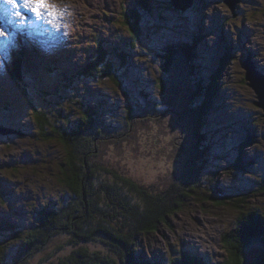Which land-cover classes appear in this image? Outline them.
Here are the masks:
<instances>
[{
    "label": "rangeland",
    "instance_id": "rangeland-1",
    "mask_svg": "<svg viewBox=\"0 0 264 264\" xmlns=\"http://www.w3.org/2000/svg\"><path fill=\"white\" fill-rule=\"evenodd\" d=\"M69 1L70 4L67 0L62 1L65 9L75 5L71 12L63 17L68 23L75 21L77 29L72 31L71 35L77 34V40L68 45V50L71 51L67 54L68 66L66 62L60 64L69 68L68 74L74 82L73 88L66 94L57 93L54 80H48L52 77L64 79L63 74L66 73L62 66L61 75L52 73L47 71L43 61L33 60L32 55H26L35 67H21L20 75L25 85L18 84L12 81V73L20 68L22 60L19 62L10 53V49L9 55H6L0 48V58L5 60L7 56L8 59L5 67L0 60V65H3L0 67V124L22 132L21 136L0 134V224L5 226L0 229V244L7 246V241L11 250L13 238H10L12 231L9 227L21 229L25 240L27 233L34 228L31 223L36 224L38 221L37 212L45 204L56 205L61 203L60 199L65 200L63 188L57 183L59 179L56 165L59 154L53 153L54 148L51 147L54 144H48L39 138L38 134L32 133L35 126L31 123L32 117L34 121V110L28 97H24V101L20 95L9 98L12 82L20 88L22 86L21 92L24 96L29 94L35 97L39 109L48 110L47 104H53L58 100V96L63 97L61 99L64 101L75 99L71 108L59 110L58 118L80 119L85 111L79 104L83 100L90 107L103 106L104 121H115L116 123H113L120 133L127 129L122 122L127 121L129 117L125 94L138 103L142 102L137 99L141 94L144 98L147 96L152 101L155 100L157 105L153 108L146 106L143 118L150 128L143 130L138 127L140 123L138 122V125L135 121L132 135L119 143L114 140L105 144L102 148L103 156L99 157L107 163L106 168L113 170L115 175L134 180L138 185H153L155 189L169 183L174 176L184 173L186 158L192 155L191 149L194 148L195 142L187 140L188 136L186 140L180 136L184 126H193L190 110L186 111V108L189 104L193 107L200 105L205 98L206 88L211 83L220 85L211 96L210 107L204 110L202 118L196 122L201 139L200 148L193 151L200 154V159L195 165L188 162L189 169L192 168L195 172H198V169L202 177L210 173V170L217 174L220 172L216 179L219 180L217 185L224 191L221 196L246 200L244 204L249 209L244 207L245 212L252 211L264 216V112L256 105V94L247 84L243 65L246 58H249L258 67L256 70L264 74V0H235L237 2L234 8L225 0H191L192 5L183 12L172 4L169 6L170 0H112L114 5L110 9L107 8L109 11L102 8L98 11L97 20L89 16L91 19L86 18L84 23L81 22L80 9L84 11L86 6L89 7L88 1ZM144 1L148 5H142ZM103 2L105 1L101 3ZM138 7L149 10L156 18L152 21L153 28L149 34L147 28L146 38L151 33L160 41H156L155 47L153 46L154 55L141 50L138 54H131L123 71L125 79L122 82L126 90H123V86L116 87L108 79H77L76 69L94 57V41L110 37L112 44L105 39L107 51L110 45H123L126 42L128 31L123 25L122 16L127 10ZM56 9L61 11L58 6ZM19 11L22 12L21 6ZM25 12L33 15L26 8ZM30 15L25 16L22 12L26 20L32 21ZM89 20L90 23L87 22ZM5 37L9 40L10 35L5 34ZM5 37H0V46L8 48V44L4 43ZM151 39L147 40L151 43ZM183 43L195 52V57L191 60L192 72L183 70L185 81L187 78L188 81L179 86L177 99L172 105H168L156 87L157 80L162 76L167 79L168 77L162 69V63L157 59L159 54L155 56V53L165 46H173L172 49L181 57L180 53H184L185 49L179 50L178 45ZM16 47L19 50L17 45ZM75 49L76 55L72 56L71 53ZM55 52L58 53L57 50ZM12 59L16 61L14 69L10 68ZM70 63L72 65H69ZM222 64L221 79L214 81L216 79H212V76ZM36 91L41 93V98L35 96ZM124 137L122 135V138ZM211 183H201L200 191H213V194H218ZM231 204L226 202L219 205L209 200L186 198L176 213L168 217L166 223H160L154 231L141 233L134 239L132 249L135 251V262L132 261V264H173L175 260L182 258V255H196L198 260L207 264L221 263L225 257L221 244L222 236L237 226L239 216ZM114 222L112 225H116ZM262 234L263 245H255L249 258L259 255L263 257L264 231ZM49 239L52 245L31 260V264H50L51 261H57L60 254L70 253L77 247L92 250L103 258L111 257L112 261L118 262L115 249L111 247L114 244L109 240L99 237L75 245L67 233ZM53 247L57 248L52 249ZM47 251L48 254L45 255Z\"/></svg>",
    "mask_w": 264,
    "mask_h": 264
},
{
    "label": "trees",
    "instance_id": "trees-1",
    "mask_svg": "<svg viewBox=\"0 0 264 264\" xmlns=\"http://www.w3.org/2000/svg\"><path fill=\"white\" fill-rule=\"evenodd\" d=\"M171 4L169 2V6H172ZM142 5L146 6L148 3L144 1ZM116 18L119 21L118 16ZM122 18L123 25L128 31L126 42L120 47L119 45L117 47L111 45L107 51L104 43L100 44V40L94 41L96 45L94 57L78 69L77 79L82 77L108 79L116 87L123 86V90H126L125 84L122 82L125 79L123 71L131 54H138L141 50L142 52L148 51L149 55H154L153 46L155 47V43L160 40L151 33L146 38V30L148 28L149 34L150 29L153 28L152 21L156 19L155 16L149 10H144V7L141 9L138 7L127 10ZM148 38H153L151 43L147 40ZM198 38L199 36L195 38V43ZM172 47L165 46V48L159 49L157 54L155 53V56L159 54L157 59L162 63V69L168 77L167 79L162 76L160 80H157L156 87L168 105H172L177 99L176 96L178 92L180 93L179 86L188 81V78L185 81L183 70L192 72L191 60L195 57V52L193 53L187 44L178 45L179 50L185 49V51L182 50L184 53H180L182 58ZM223 65L212 76V79H216L214 81L221 79L220 74ZM20 68L15 69V72L12 73L16 83L23 82ZM47 71L58 74V70L53 66L47 67ZM63 77L64 79L52 77L48 80H54V88L57 93L64 92L63 94H66L68 90L73 88L74 82L66 74ZM217 86L220 85L211 83L206 88L205 98L201 104L194 105V107L189 104L186 108V111L190 110L189 114L192 116V124L195 127L182 126L184 130L180 136L183 140H186V136H188L187 140L191 139L195 145L191 149L192 155L188 159L186 158L185 172L174 176L169 183L164 185L166 187L162 186L165 189L162 187L155 189L153 185L146 186L142 183L138 185L134 180L119 177L115 175L113 170L107 169V163L99 158L101 155L103 156L102 148L105 144H110L114 140L119 143L132 135L135 121H137L136 124L139 122L142 125L138 124V127L143 130L150 128L143 118L145 117L146 106L153 108L157 105L155 100L154 102L147 96L144 98L141 94L137 99L142 100V102L138 103L125 94V106L129 114V121L122 122V125H125L127 129L120 133L113 123L115 121H104L103 106L101 108L98 105L90 107L83 100L79 104L85 111L80 119L58 118L60 116L59 110L64 111L66 108H71L75 104V99L74 101L71 99L64 101L61 99L63 97L58 96V100L53 104L46 103L48 107L46 110L37 108L35 97H31L29 94L25 95L34 110V121L32 117L31 123L35 126L32 133L38 134L39 138L41 137L48 144H54L51 147L54 148L53 153L59 154L56 165L59 179L57 183L63 188L65 200L60 199L61 203L56 205L45 204L37 212L38 221L36 224L31 223L34 228L27 233L28 237L25 240L22 237L21 229L9 227L12 231L11 237H9L13 238V245L9 250L7 241H5L7 246L3 245L4 243L0 244V264H31V260L36 258L38 254L45 252L46 247L49 248L52 245L49 238L64 233L71 236V242L75 245L99 237L109 240L114 244L111 247L115 249L118 262L112 261L111 257L103 258L99 253H94L92 250L88 251L83 247H77L70 253L60 254L57 261H51L50 264H132V261L135 262L133 258L135 251L132 249L134 239L141 233L154 231L158 224L166 223L168 217L176 213L186 198L209 200L219 205L229 202L238 211L239 216L235 230L233 229L222 236L221 244L225 257L219 264H264V254L263 257L259 255V257L253 258L252 256L249 258L250 251L255 245L258 247L260 244L263 245L264 216L252 211L245 212L243 208L248 207L244 204L246 200L221 196L224 195V191L217 185L219 180L216 179L220 172L217 174L210 170V173L202 177L198 169V172L192 168L189 169L188 162L195 165L200 159V154L194 153L195 149L200 148L199 141L201 139V134L196 128V122L202 118L204 110L210 107V99L214 95L215 88H218ZM167 93L169 94L167 95ZM36 95L37 98H41L39 91L35 92ZM42 100H44V96ZM173 129L176 130L175 127ZM122 135L125 137L122 138ZM246 138L251 141L249 137ZM109 175L111 177H108ZM207 181L212 182L211 184L219 195L213 194V191L205 193L200 191L201 183ZM156 191L158 192L156 193ZM209 194L211 195L209 196ZM114 221L116 225H112ZM3 227L5 226L0 224V229ZM19 241L23 242L20 243ZM56 248L53 247L52 249ZM47 254L48 251L45 255ZM180 258L178 260L180 262L183 260V262L180 263L175 260L173 264H207L205 261L198 260L196 255H182Z\"/></svg>",
    "mask_w": 264,
    "mask_h": 264
},
{
    "label": "bare ground",
    "instance_id": "bare-ground-1",
    "mask_svg": "<svg viewBox=\"0 0 264 264\" xmlns=\"http://www.w3.org/2000/svg\"><path fill=\"white\" fill-rule=\"evenodd\" d=\"M2 1V0H1ZM1 1H0V20L1 21H4V22H7V17H8V15L9 14H14L15 12H16V10L15 9H12V10H10V8L8 7V6H5V4L3 3H1ZM62 1L63 0H61V3H62ZM85 1H88V3L90 4V6L89 7H87L86 6V8H85V10L84 11H82L81 9H80V12L82 13V20H81V22H83L84 23V21H85V19H86V17L87 16H91L92 18H94L95 20H97L98 18H97V13H98V10L100 9V3H101V1H99V0H85ZM105 2H107V3H105L107 6H108V8L110 7V6H112L113 5V3H114V1H112V0H105ZM118 2V1H117ZM67 3H69L70 4V1L69 0H67ZM59 7V9L61 10L60 12H64V13H69L70 12V8H68V9H65L62 5L61 6H59V5H55V7ZM63 9V10H62ZM110 9V8H109ZM109 9H107L108 11H109ZM22 10H24V7H22ZM87 11H93V12H87ZM19 13H20V15L22 16V12L21 11H19ZM17 20H19V18L17 19ZM29 21V20H28ZM31 22V21H30ZM49 27H50V29H52L55 33H56V41L58 42V51L60 52V53H64V52H66L67 54L68 53H70L71 51H69V50H67V49H65L66 48V46H67V42H66V38H65V34L63 33V34H61V37H59V33H58V27H57V24H56V22L54 21V22H49V23H46ZM40 27V29H39V39L42 41V38H43V31H44V29H43V27H42V25L41 26H39ZM62 33V32H61ZM28 41H29V43H34V42H36V39H33L32 40V42L30 41V39H28ZM101 43H103L102 41L100 42V44ZM4 47H6V45L4 46ZM115 47H117V45L115 46ZM0 48H1V50H3V51H5L6 52V49L7 48H3L2 46H0ZM71 55L72 56H75L76 55V52L75 51H73L72 53H71ZM248 55H249V53H248ZM0 60L3 62V63H7L8 62V59H7V56H6V59L5 60H3V58L1 57L0 58ZM15 65H16V61H15V59H12L11 60V65H10V68L11 69H14L15 68ZM63 66H66V65H63ZM76 70H78V69H76ZM0 83L2 84V80H1V76H0ZM21 88L19 89V87L18 86H15V88H14V90H13V95L14 96H21L22 97V100H24V94H22V92H21ZM20 92V93H19Z\"/></svg>",
    "mask_w": 264,
    "mask_h": 264
},
{
    "label": "water",
    "instance_id": "water-1",
    "mask_svg": "<svg viewBox=\"0 0 264 264\" xmlns=\"http://www.w3.org/2000/svg\"><path fill=\"white\" fill-rule=\"evenodd\" d=\"M172 5L179 11L187 10L191 5V0H170ZM225 2L231 7L234 8L235 0H225ZM244 69H245V78L248 81V86L253 89L256 94V105L261 108L264 112V74L256 70L258 67L256 64L249 58H246L244 61ZM258 71V72H257ZM259 76H258V74ZM257 76H256V75ZM263 75V76H262ZM16 133L11 129H5L0 127V134L1 135H8Z\"/></svg>",
    "mask_w": 264,
    "mask_h": 264
},
{
    "label": "snow or ice",
    "instance_id": "snow-or-ice-1",
    "mask_svg": "<svg viewBox=\"0 0 264 264\" xmlns=\"http://www.w3.org/2000/svg\"><path fill=\"white\" fill-rule=\"evenodd\" d=\"M3 3L12 9L17 8V0H3ZM23 6L31 11L37 19H45V17H48L50 18L48 22H51V19H55L56 17L55 8L48 3V0H23ZM14 15L19 17L20 13L16 11ZM0 37H5V31L3 29H0ZM4 43L9 44L11 42L5 37Z\"/></svg>",
    "mask_w": 264,
    "mask_h": 264
}]
</instances>
